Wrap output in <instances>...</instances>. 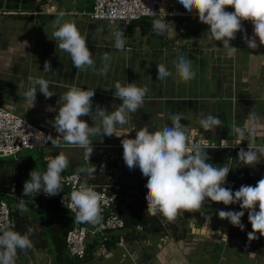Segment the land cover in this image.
I'll list each match as a JSON object with an SVG mask.
<instances>
[{
	"label": "crops",
	"instance_id": "obj_1",
	"mask_svg": "<svg viewBox=\"0 0 264 264\" xmlns=\"http://www.w3.org/2000/svg\"><path fill=\"white\" fill-rule=\"evenodd\" d=\"M92 5V0H49L42 6L41 14L23 16L0 11V104L15 105L17 114L35 122L39 131L48 137L50 145H53L51 142L58 145L43 148V151L53 150L51 156L61 151L66 154L70 166L62 176L80 172L81 168L96 167L97 164L99 166L100 158L111 153H118L115 166L121 176L125 175L127 168L123 153L119 150L93 151L89 162L85 163L87 157L84 149L66 144L56 133L54 118L57 112L49 111V107L58 110L61 107V103H58L60 96L74 85L84 90H95L93 110L99 105L111 112L114 105L122 103L114 97L115 84L119 82L123 86L135 82L137 86L148 88L143 108L133 114L123 126L117 127L116 135L119 137L115 134L111 137L95 135L90 137L92 144H121L124 138H135L136 131L145 125L150 132L160 131L165 126H170L172 114L179 112L182 114L181 124L185 126L183 131L187 138L190 135V138H194L192 133L195 131V139L209 145L225 146L220 151L206 152L208 163L214 166L225 165L231 170L228 177L243 185L255 186L264 177V156H260V163L254 167L245 166L237 158L240 149L246 151L247 145L253 141L254 145L264 146V45L260 44L259 39L256 41L257 48L249 49L244 42V32L237 33L230 45L239 51L229 56L221 42L209 38L208 26L199 22L197 13H187L178 0H172L174 12L165 18L170 24L163 34L153 31L152 20L151 26L148 23H145L147 26L138 23L132 26L131 33L134 29L137 31L135 38L136 41L139 40V55L133 47V40L130 43L133 48L131 51H126L125 48L117 50L114 47L115 37L107 22L91 21L80 15L89 11ZM61 11L66 13L61 23L75 21L80 33L87 37V47L93 54L95 69H75L70 55L59 48V41L55 40L53 32L57 30L58 26L54 25V21ZM226 11L232 12L234 9L227 8ZM242 25L247 36L252 37V24L244 21ZM150 37L154 39V55L169 52L167 59L176 61L182 52L190 60L191 67L197 65L196 80L184 82L176 75L169 76V81L165 80L159 85L155 80L150 83L156 75L154 71L150 73L146 69L147 62L141 55L143 47L151 45ZM145 43L148 46H144ZM132 51L137 58L142 57V71L149 74L148 82H145L142 73L136 71L135 60L130 58ZM106 52L110 55L108 71L105 75H99L97 73L104 67L102 57ZM45 61H50L51 72H43ZM29 76L48 80L50 91L56 94L46 99L42 93L37 92L32 106L23 96L30 86ZM166 82L171 85L166 86ZM250 113H255V120L249 118ZM208 115L218 117L223 122L215 132L204 130L199 123L200 119ZM81 119L87 121L89 126L93 125L91 117ZM236 127L245 130L242 142L233 130ZM225 130L229 131L227 139H224ZM231 145L236 148L229 150ZM93 175L99 176L97 173ZM221 204H216L217 209L231 211L221 208ZM208 206L210 203L206 202L202 207ZM236 208L238 211L242 210L239 205ZM244 212L245 218L242 221L248 219L247 210ZM231 227L230 223L225 226L204 224L198 230L196 226L188 224V233L191 231V234L205 238L202 244H194L193 247L188 245L187 238L179 241H173V238L161 240L165 245L157 241V238L133 241L126 239L123 245L117 243L112 248H108L107 243L97 242L93 257L84 264H252L260 253L257 242L232 239ZM53 259L54 256L46 250H34L19 259L17 264H56Z\"/></svg>",
	"mask_w": 264,
	"mask_h": 264
},
{
	"label": "clouds",
	"instance_id": "obj_2",
	"mask_svg": "<svg viewBox=\"0 0 264 264\" xmlns=\"http://www.w3.org/2000/svg\"><path fill=\"white\" fill-rule=\"evenodd\" d=\"M178 2L187 13H197L199 22L208 26L209 38L221 42L222 48L229 56L239 51L230 45V42L236 39L237 33L244 32V42L249 49L257 48V38L260 44L264 45V0H178ZM227 8L234 11L228 12ZM146 9L153 16L160 15V12L156 14ZM161 9L163 17L153 20V31L157 34L166 32L170 24L165 19L167 13ZM65 15L66 13L61 11L54 21V25L58 27L53 32V37L59 41V48L70 55L75 69H95L93 54L87 47V37L80 33L75 21L61 23ZM244 21L252 24V37H248L243 29ZM126 42L124 32L117 31L114 47L117 50H124ZM102 61L104 67L97 73L99 75H105L108 71L110 55L107 52L103 55ZM174 67L182 81L189 82L195 78L191 62L186 57L178 56ZM156 68L157 80L164 81L172 75L163 64H157ZM51 71L50 61H45L43 72ZM28 82L30 86L23 96L32 106L37 92L42 93L46 99L56 94L50 91V82L43 77L29 76ZM147 93L146 86H137L135 82L122 86L117 82L114 97L122 103L114 105V110L109 112L99 105L93 110L95 90H84L73 85L60 96L58 103H61V107L58 110L49 107L48 110L57 112L54 118L56 133L66 144L83 148L89 161L93 154L91 146L93 142L90 137L101 134L108 137L116 135L117 127L123 126L133 114L143 108ZM82 117H91L93 125L89 126L87 121L81 119ZM249 118L255 120V113H250ZM181 120L182 114L177 112L172 114L170 126L150 132L145 125L136 131L135 138L121 140L123 160L128 169L138 167L147 178V213L151 216L160 214L168 221H174L181 210L189 212L200 209L208 201L222 203L225 206L239 204L241 211L219 210V218L229 221L232 226L243 231L245 226L241 221L245 214L244 210H247L248 222L252 227L248 239H257V233L264 236V177L257 181L255 186L241 185L235 191L224 187L231 170L225 165L214 166L208 163L206 150L199 145L189 147L183 131L185 126L181 124ZM199 123L204 130L215 132L223 122L218 117L208 115L200 119ZM233 130L242 142L245 139V130L240 127ZM51 143L54 147L58 146L54 142ZM260 156H264V146L254 145L253 141L247 145L246 151L240 149L237 161L243 162L245 166L254 167L260 163ZM47 160L45 172L41 173L36 169L29 173L30 179L23 185V196L41 192L47 196L61 193L62 174L69 168L70 161L63 151L47 157ZM80 172L92 175L96 172V167L81 168ZM70 200L71 203L66 207L76 213L77 222L93 225L101 223L103 219L101 195L94 186H89L87 182L80 183L71 192ZM16 206L22 212L28 211L22 198ZM32 234L31 227L22 234L14 230L11 223H0V264H16L19 253H26L34 247Z\"/></svg>",
	"mask_w": 264,
	"mask_h": 264
},
{
	"label": "built area",
	"instance_id": "obj_3",
	"mask_svg": "<svg viewBox=\"0 0 264 264\" xmlns=\"http://www.w3.org/2000/svg\"><path fill=\"white\" fill-rule=\"evenodd\" d=\"M93 5L89 11H84L80 15L87 17L91 21H105L113 30V35L119 30H122L127 37L126 51H131L133 48L130 45L131 26L143 19L162 18L163 11L161 9L162 0H92ZM42 3V0H38ZM159 14V16L151 15L147 9ZM161 9V10H160ZM13 15H31L41 14L38 11L24 12L14 11L8 12ZM43 13V12H42ZM171 16L167 13L166 17ZM194 138H187L188 146L199 145L202 149L208 151H220L223 145H209L202 140L195 139L197 132L192 133ZM93 151L98 150H119L123 153L122 144L118 145H91ZM232 146V145H231ZM54 148L49 144L48 137L41 133L39 129L29 122L24 117L17 114L15 105L0 104V159L13 158L18 160L19 157L33 150H41L43 148ZM236 148L233 145L229 150ZM83 149V148H82ZM231 152V151H230ZM118 159V153H111L100 158V165L96 166V172L99 176L106 177L104 183H89L84 173L72 172L62 176V191L60 193L59 205L70 211L76 218V213L67 208L71 203V192L75 190L80 183L87 182L89 186H94L95 190L101 195L102 221L99 225L91 223H75L74 227L66 236V247L68 254L73 260H84L88 255V247L90 244L97 242L107 243L115 234H120L119 245H123L125 236L128 233L124 219L117 213L116 207L119 199L122 196L123 186L119 183H114L113 179L121 176L115 166ZM86 158L85 163H88ZM130 179H133V171H129ZM111 181V182H110ZM242 183L227 177L224 187L231 188L233 191L238 190ZM11 187L0 188V223H11L14 227L15 222L12 217V209L8 202V197H14L18 193H23V189H19L16 181L12 182ZM115 199H114V197ZM64 201V202H63ZM239 204L231 205V211ZM242 218H245V214ZM140 231V230H139Z\"/></svg>",
	"mask_w": 264,
	"mask_h": 264
},
{
	"label": "trees",
	"instance_id": "obj_4",
	"mask_svg": "<svg viewBox=\"0 0 264 264\" xmlns=\"http://www.w3.org/2000/svg\"><path fill=\"white\" fill-rule=\"evenodd\" d=\"M48 1L49 0H42L40 6H37L36 11L40 12L43 8L42 6L47 4ZM154 19L156 18L143 19L137 23L141 26H147L148 24H150L148 26H151ZM44 158L45 156L42 149L33 150L22 154L18 160L13 158L0 159V169L7 166L19 171L25 170L26 176L23 179L25 182L29 178V173L32 170H40L47 165L48 161H45ZM126 168V176L123 175L113 179L114 183H119L123 186L122 196L119 199L116 211L124 219L126 229H128V233L123 236L124 239L131 241L136 239H147L149 234L164 232L167 228L166 224H168V226H170L169 229L174 230V239L177 241L183 240L185 238L184 232H180L181 229L178 227L179 222L182 220L179 214L174 221H168L160 214L151 216L146 213L147 178L142 175L140 169L137 167L132 169L133 179H130L128 172L131 170H129L127 166ZM87 175L88 174L85 176L88 177L89 175ZM23 181H16L19 189H23ZM87 181L89 183L107 182L105 177H99L93 174L87 178ZM11 183L8 186L9 188L11 187ZM3 187H5V184H0V188ZM36 194L37 195L33 194L25 197L23 196V193H18L14 197H8V202L12 209V217L15 222L14 230L23 234L29 227L33 229L31 239L34 247L26 253H19L17 261L32 253L34 250H46L54 256V262L56 264H81L89 261L93 257V249L95 248L97 241L96 243L89 245L88 255L84 260H73L68 254L66 236L74 227L76 218L70 211L60 207V193L55 196H47L42 192ZM21 198L25 200L28 208L27 212L20 211L16 206ZM247 222L248 220L242 221L245 226L243 231L232 226L230 228V237L236 240H248V233L252 231V227L251 224ZM118 235H114L111 238V241L107 242L108 248L117 246V243L120 242V234ZM253 241L257 242V250L258 252H261V247L264 246V239L260 238V235L257 233V239Z\"/></svg>",
	"mask_w": 264,
	"mask_h": 264
},
{
	"label": "rangeland",
	"instance_id": "obj_5",
	"mask_svg": "<svg viewBox=\"0 0 264 264\" xmlns=\"http://www.w3.org/2000/svg\"><path fill=\"white\" fill-rule=\"evenodd\" d=\"M136 34H137V31H135V29H134V32L132 31V33H131V37L133 40V41L132 40L131 41H132L134 49L136 48V51L139 52L140 51V45H139V40L136 41V38H135ZM150 40H151V42H150L151 45L149 47H143V50L141 53V55L143 56V58H145V61L147 62L146 69L149 70L150 73H152L154 71L153 73H155V75L157 76L156 65L157 64H163L172 73L171 77H176V75H178L176 70H175V67H174V63L176 61L173 59H167L169 52H165L163 54L161 53L160 55H157V56L154 55V52H153L154 48H155L154 42H153L154 39L152 37H150ZM144 46H148V44L145 43ZM130 55H131L130 58H133L135 60V65L137 66L136 71L140 74L142 73V75L144 76L145 82H148L147 75H149V74L142 71V69L144 68V64H142V61H141L142 57L140 56V58H137L133 51L130 53ZM139 55H140V52H139ZM178 56H184V54L181 52V55H178ZM145 61L143 60V62H145ZM192 68H194L193 70H194V72H196L197 65H195ZM156 76L153 80L150 81V83H153L154 80L156 81L157 85H159L161 82L162 83L165 82V80L164 81L157 80ZM169 78L170 77H168L166 80L169 81L170 80ZM195 80H196V76L193 79V81H195ZM170 85H171L170 83H167L166 86H170ZM27 120L29 122H31L32 124H36L35 122H33L29 119H27ZM52 151L53 150H51V149H45L43 151L44 156H45V158H44L45 161H48L47 157L52 155L51 154ZM28 152H30V151H28ZM46 169H47V165H45V167L41 168L38 171L43 173L46 171ZM64 172H66V171H64ZM25 176H26L25 170L19 171L17 169L11 168V167L4 166L2 169H0V184H5V187L7 188L9 186V184L13 181H18V182H19V180H20V182H21V180L23 181ZM28 179H30V176ZM34 195H37V194L35 193ZM208 202L210 203V206H208V207H201L200 209H193V210H190L189 212H185L184 210H181L179 213V216L181 217L182 220L179 222L178 227H180V229H181L180 232L181 231L184 232V237L188 239V245L190 247H193L194 244L196 246H198L199 244H202V241H205V240H203L205 238L203 236L202 237L195 236V235L191 234V231H189V233H188V230H187L188 224L196 226L198 230H200L204 224H209V225H213V226H225V225L229 224V221L221 220L219 218L218 211L220 209H217V206H216L217 203H214V202L211 203L210 201H208ZM233 210L238 211L236 207H234ZM145 212L147 213V208L145 209ZM246 220H248V219H246ZM247 223H249V222H247ZM166 226H167V228L164 232L156 233V234L155 233L149 234L147 236V237H149V240L157 238V241L162 242L161 240L164 241V239L173 238L172 240L175 241L174 236H173L174 230L169 229L170 226H168V224H166ZM139 235H141V234H139ZM260 238L264 239V236H260ZM149 240H147V241H149ZM199 240L201 242H199ZM162 243L164 244V242H162ZM163 244H162V247L165 245V244L164 245ZM261 248H262V250L259 253V256H257L256 260H253L254 262L252 264H264V246H262ZM199 249H202V248L199 247ZM84 263L85 262H83L81 264H84ZM86 264H88V263H86Z\"/></svg>",
	"mask_w": 264,
	"mask_h": 264
},
{
	"label": "water",
	"instance_id": "obj_6",
	"mask_svg": "<svg viewBox=\"0 0 264 264\" xmlns=\"http://www.w3.org/2000/svg\"><path fill=\"white\" fill-rule=\"evenodd\" d=\"M37 6H40V3H38L37 0H0V11L31 12V11H36ZM161 8H163L165 12L169 14H172L174 12V9L172 6V0H162ZM229 131H226V130L224 131V139H227ZM220 207L232 209V206H229V205L225 206L224 204H221Z\"/></svg>",
	"mask_w": 264,
	"mask_h": 264
}]
</instances>
